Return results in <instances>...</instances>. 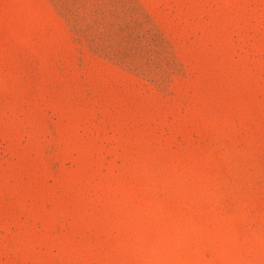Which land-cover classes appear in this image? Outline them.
<instances>
[{
  "label": "rangeland",
  "instance_id": "374dc122",
  "mask_svg": "<svg viewBox=\"0 0 264 264\" xmlns=\"http://www.w3.org/2000/svg\"><path fill=\"white\" fill-rule=\"evenodd\" d=\"M0 264H264V0H0Z\"/></svg>",
  "mask_w": 264,
  "mask_h": 264
}]
</instances>
